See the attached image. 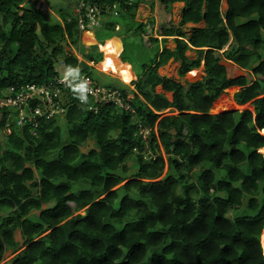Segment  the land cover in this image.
<instances>
[{
  "label": "trees",
  "instance_id": "trees-1",
  "mask_svg": "<svg viewBox=\"0 0 264 264\" xmlns=\"http://www.w3.org/2000/svg\"><path fill=\"white\" fill-rule=\"evenodd\" d=\"M27 1L0 0V96L18 83L55 79L59 62L92 77L66 49L80 45L75 15L60 10V23L50 24L38 0ZM140 1L96 0L118 10L105 14L98 39L134 20ZM160 1L186 3L182 24L205 19L206 29L188 41L208 48L207 78L187 89L168 82L176 98L167 102L154 92L171 55L164 51L154 67L142 63L133 98L122 90L134 113L111 105L91 111L72 93L66 114L38 118L36 133L0 122V263L18 250L19 233L11 264H264V0H227L225 18L221 0ZM224 60L251 69L256 81L228 77ZM232 87L241 88L235 101L253 110L210 115ZM173 110L180 114L165 113ZM89 140L95 147L83 152Z\"/></svg>",
  "mask_w": 264,
  "mask_h": 264
},
{
  "label": "crops",
  "instance_id": "crops-1",
  "mask_svg": "<svg viewBox=\"0 0 264 264\" xmlns=\"http://www.w3.org/2000/svg\"><path fill=\"white\" fill-rule=\"evenodd\" d=\"M185 9V2H174L169 5H165L160 0H141L138 3L134 20L130 21L127 19H122V21L116 22L115 33H122L121 35L114 34L107 39L99 40L97 32L95 33L93 30L82 33L80 47L78 49H80L81 55H83L82 51L92 54L97 59L95 62L86 60L85 58L77 55V53L76 55L80 62H84L93 71H98L99 69V73H103L113 79L119 80V82L122 84L121 87H119V85H99L104 87H115L121 90L127 89L128 98H133L134 92H136V84L139 81L140 75L138 73L137 67L133 62V58H130V55H132L133 53H141L140 55L145 54L144 58L146 57V60L149 56V60H147L146 63L149 61V64L151 63L150 67H154L152 63L159 61L162 52L168 51L171 53V55L157 69V73L160 76L161 80L155 86L154 92L156 94L162 95L167 102L172 103L175 101L176 93L175 91L168 90V82H172L176 88L184 87L187 89L193 84L204 82V80L207 78L204 64V53L208 50V48L193 47L188 41L189 37L196 30L206 29L207 25L204 18H202L199 23L188 22L186 24H182ZM204 10L205 9H203V12H205ZM220 11L222 17L225 18L228 12L227 0H221ZM237 22L239 24H242L246 22V19H239ZM86 33L93 34L96 41L109 40L113 37L118 39L120 43V58L130 60V63L132 65V67L128 70L129 76H131L132 79L130 83L124 81L119 75L105 72L98 67L99 57L94 52L93 47L85 42ZM152 39H156V41L153 42ZM130 42L132 43V45L129 46ZM125 54H127L126 57ZM261 56L262 59H264V56L262 54ZM132 57L134 56L132 55ZM222 63L226 67L228 77L236 78L239 76H246L241 73L242 69H240L239 66H237L233 62L224 60L222 61ZM188 65H194V67L191 70L182 72V68ZM232 70H237L239 71V73L236 74V76L231 77L230 73L232 72ZM246 71H250V75H247V80L251 84L252 82L249 81V79H251V77L253 76L251 69H246ZM92 78L95 80L94 77ZM240 90L241 88H239V91ZM216 101L213 103L209 111L210 115H212V113L210 112L212 111V108ZM166 113L168 112L166 111ZM172 113L174 115L180 114V112L175 110H173Z\"/></svg>",
  "mask_w": 264,
  "mask_h": 264
},
{
  "label": "built area",
  "instance_id": "built-area-1",
  "mask_svg": "<svg viewBox=\"0 0 264 264\" xmlns=\"http://www.w3.org/2000/svg\"><path fill=\"white\" fill-rule=\"evenodd\" d=\"M74 10L81 33L102 27L107 12L118 16L116 6H113L112 11L109 6L99 5L96 0H80ZM61 63L65 66L64 62ZM81 75L86 77L89 82L90 91L87 102L90 103L89 110L97 111L100 106L111 105L134 112L130 103L124 98L121 89L101 86L86 72H81ZM1 93L0 122L4 121L6 124L5 116L10 111H14V116L7 118H14L20 129L29 126L30 131L36 133L39 128L38 118L52 120L66 114L68 110L67 95L72 94V91L68 83L59 75L44 84L36 82L18 83L2 90ZM141 132L145 136L148 133L147 130Z\"/></svg>",
  "mask_w": 264,
  "mask_h": 264
},
{
  "label": "rangeland",
  "instance_id": "rangeland-1",
  "mask_svg": "<svg viewBox=\"0 0 264 264\" xmlns=\"http://www.w3.org/2000/svg\"><path fill=\"white\" fill-rule=\"evenodd\" d=\"M32 1L33 0H28L27 4L28 5H33L34 2H32ZM35 1H37V0H35ZM79 1L80 0H38L36 6H37V9H39L40 11H42L43 13H45L47 15L48 23L57 24V23H60V21H61V20H59L60 19L59 18L60 17L59 16L60 13H58V11L63 10L65 12H67L69 14L71 13L73 15L74 11H75L74 7L77 5V3ZM256 18H257V15L253 16V19H256ZM104 22H105V20H104ZM102 27H103V25H102ZM102 27L97 28V29H93V31L95 33L97 32V34L99 36L100 35L105 36L106 31ZM115 34L116 35H121L122 33H115ZM263 38H264V35H263ZM79 47H80V45L78 47L77 46H69L66 49L68 51L70 50L69 52L72 51L75 55L77 53V55H79L80 57L84 58V55H81L80 49H78ZM140 54L133 53L132 55L135 57V59H134V57H132V55H130V58H133V62L135 64V66L138 67L137 69H138V73L139 74H140L141 69H142L141 68L142 63H146V61L149 60V56L147 57V60H146V57L144 58L145 54H143V55H140ZM261 54L264 56V44H263L262 49H261ZM128 56H129V54H128ZM146 64L149 65V61ZM66 67L67 66L66 65L63 66L61 62H59L56 65V69H57V71H58V73H59V75L61 77H63ZM96 69H98V68H96ZM240 69H242V68H240ZM98 71H99V69H98ZM98 71L97 70L96 71L92 70V77L95 78V81H97L98 84L108 85V86H118L119 85V87H121L122 84L119 82V80L113 79V78H111V77H109V76H107V75H105L103 73H99ZM81 72L85 73L86 71L84 72V71L81 70ZM238 73H239V71L232 70L230 75H231V77H233V76H236V74H238ZM241 73L247 76L250 73V71H246V69L245 70L242 69ZM252 77H251V79H249V81L253 83V80L255 79L254 81H256V78L255 77L252 78ZM247 78H248V76H247ZM239 88L227 89L223 93V95L220 97V99H218L216 101V103L214 104V106L212 108V111L210 113H212V115H215L217 113L220 114V113H224V112L253 110V107L251 106L250 103L242 106V105H239L235 101L234 96L239 91ZM123 89H125V88H123ZM158 90H159V88H158ZM220 103L226 104V106L224 108H222L221 110H219L217 108V105L220 104ZM165 113H166V111H165ZM166 114L171 115L173 113L168 112ZM8 116H14V111H10V113L5 116V120H6L5 128L9 127L10 124H13V123L16 122L14 118H10V119L7 118ZM60 125L62 126V129H63V132H62L63 133V138L65 140H67V141H70L69 137H67V130L68 129H67V126H66V124H65V122L63 120H60ZM5 128L2 130L3 133L0 134L1 135V142H2L3 145H5V143H6V139H4V133H5L4 130H5ZM116 135H117V133L115 134V136ZM94 147H95L94 142L92 140H89L85 145H83L81 147V150L83 152H88L89 150H91ZM261 152L264 153V149H262ZM127 165L129 167V171H130L129 173H132L133 167L135 165L134 161L129 159L127 161ZM129 176H130V174H129ZM244 202H246V200ZM71 206L74 208L73 204H71ZM82 213H83V211L79 212L78 214H82ZM37 215H38L37 213H32L31 219L37 221L38 220V216ZM16 239L18 241V246H17L18 250L15 251L14 249H8L6 251V253H5L4 259L2 260V262L0 264H11L12 258L19 252V250H21L19 247L22 244V239H21V235L19 233H17ZM262 247H263V245H262ZM263 253H264V247H263Z\"/></svg>",
  "mask_w": 264,
  "mask_h": 264
},
{
  "label": "bare ground",
  "instance_id": "bare-ground-1",
  "mask_svg": "<svg viewBox=\"0 0 264 264\" xmlns=\"http://www.w3.org/2000/svg\"><path fill=\"white\" fill-rule=\"evenodd\" d=\"M85 42L91 45L94 52L99 57L98 67L108 73L119 75L124 81L130 83L132 81L128 70L132 67L130 60L120 58V43L117 38L113 37L109 40L96 41L91 33L85 34ZM226 104L220 103L217 108L221 110ZM262 245L264 247V230L261 235Z\"/></svg>",
  "mask_w": 264,
  "mask_h": 264
},
{
  "label": "clouds",
  "instance_id": "clouds-1",
  "mask_svg": "<svg viewBox=\"0 0 264 264\" xmlns=\"http://www.w3.org/2000/svg\"><path fill=\"white\" fill-rule=\"evenodd\" d=\"M63 80L68 83L72 93L81 103L86 104L88 102L89 82L86 77L81 75L79 66L68 65L65 69Z\"/></svg>",
  "mask_w": 264,
  "mask_h": 264
},
{
  "label": "water",
  "instance_id": "water-1",
  "mask_svg": "<svg viewBox=\"0 0 264 264\" xmlns=\"http://www.w3.org/2000/svg\"><path fill=\"white\" fill-rule=\"evenodd\" d=\"M32 2H34V0Z\"/></svg>",
  "mask_w": 264,
  "mask_h": 264
}]
</instances>
